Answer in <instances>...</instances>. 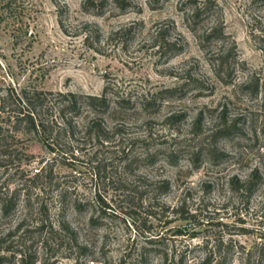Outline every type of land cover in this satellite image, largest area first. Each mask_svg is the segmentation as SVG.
Instances as JSON below:
<instances>
[{
    "label": "rangeland",
    "instance_id": "1",
    "mask_svg": "<svg viewBox=\"0 0 264 264\" xmlns=\"http://www.w3.org/2000/svg\"><path fill=\"white\" fill-rule=\"evenodd\" d=\"M86 1L0 0V87L32 82L99 96L107 78L131 99L180 88L185 79L200 89L155 111L130 108V167L123 172L117 148L108 146L97 154L98 172L91 155L78 152L76 162H54L50 185L30 181L56 156L32 136L13 135L23 162L0 167V201L16 196L12 212L0 213V247L27 245L56 264H161L183 255V264H199L221 243L233 248L230 264H255L264 251V102L245 86L264 76V0H209L210 15L195 27L198 37L221 32L209 44L198 42L186 21L191 1L204 0H127L125 11L107 4L100 16L83 10ZM129 27L130 39L121 42L114 33ZM159 41L178 54L164 60L154 47ZM227 50L231 71L217 75L214 61ZM232 123L237 135L209 139ZM253 169L263 179L255 193L232 192L229 180L243 181ZM163 183L165 193L153 191ZM76 201L86 208L75 211Z\"/></svg>",
    "mask_w": 264,
    "mask_h": 264
},
{
    "label": "trees",
    "instance_id": "2",
    "mask_svg": "<svg viewBox=\"0 0 264 264\" xmlns=\"http://www.w3.org/2000/svg\"><path fill=\"white\" fill-rule=\"evenodd\" d=\"M157 1L154 0L156 3ZM6 4L11 5L8 1ZM107 4H111L120 12L130 8L127 0H87L83 5V10L100 16L104 13ZM191 4V12L186 21L189 32L197 36L195 27L208 18L212 6L209 0L191 1ZM60 24H62L61 21ZM159 34L160 32H157L156 36ZM114 35L119 37L121 42L128 41L130 39V27L119 30ZM197 38L198 42L209 44L220 40L221 32L213 28L202 33L200 37L197 36ZM154 47H156L158 54L164 57V60H169L178 54L174 44L165 45L159 41L155 43ZM230 59H232L230 50L216 57L214 61L215 74L221 73L228 76L231 71ZM199 89L196 80L185 79L180 83V88H164L146 96L131 99L129 92L120 91L107 78H103L99 96L73 91H47L32 82L17 88L0 87V167H7V165L10 166L14 163L17 166L22 164V159L16 158L14 155L16 150L12 149L9 140L13 135L23 133L34 137L49 154L56 156V159L54 158L50 163L46 162L40 170H36L30 181L45 182V184L50 185L54 162L57 159L63 164L76 162L78 152L85 156L91 155L88 157V161L93 167L90 168L92 171L97 169L98 172L102 160H97V154L108 146L117 148L115 152L113 151L116 154L114 158L123 172L130 167V138L125 135L126 120L130 116V108L143 112L155 111L161 103L172 98H182L188 90ZM245 91H248L254 98L257 94H261V101L264 102V76L253 81L249 86H245ZM171 119H175V116H169L166 120ZM237 132L233 123L222 125L209 135V139L214 142L218 138L235 136L238 134ZM213 153L214 151L209 152L211 158H215L212 157ZM24 162L26 164L30 161ZM262 181L263 179L256 169L251 170L243 181L238 182L236 178L229 180L232 184L231 191L247 198L255 193ZM167 186L166 183H163L155 187L153 191L157 194H163L167 191ZM42 188L44 189V186ZM64 198L65 193L60 192L59 199L62 201ZM95 202L99 207L106 208L107 206L98 195L95 197ZM15 205V194H11L0 201L1 216L7 217ZM86 206L85 203L76 201L73 204V209L82 211ZM58 225L62 229L66 228L63 223H58ZM42 226L41 223L38 230ZM152 240L154 239L151 238L146 241L152 243ZM220 246L221 243L219 247H216L215 252L208 250L199 264H230L233 255L232 246L230 244H226L222 248ZM0 252H10L11 254L10 257L0 255V264H36L39 261L41 264H56L50 258L39 260L37 252L32 251L27 245H23L17 251L0 247ZM183 256L175 263H167L164 258L161 264H183L185 262ZM245 264H250L249 260ZM255 264H264V251H261Z\"/></svg>",
    "mask_w": 264,
    "mask_h": 264
}]
</instances>
